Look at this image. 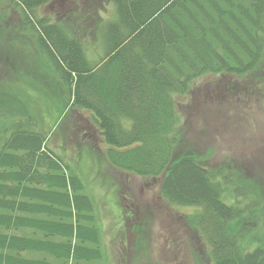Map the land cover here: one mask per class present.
<instances>
[{
    "label": "trees",
    "instance_id": "obj_1",
    "mask_svg": "<svg viewBox=\"0 0 264 264\" xmlns=\"http://www.w3.org/2000/svg\"><path fill=\"white\" fill-rule=\"evenodd\" d=\"M49 1L0 0V39L13 48L0 52V264H102L81 173L47 144L67 124L87 139L80 156L100 148L119 174L159 178L168 204L191 206L183 219L209 264H264L263 171L253 162L209 167L190 148L178 153L176 108L202 75L264 77V0H102V9L114 6L107 21L98 0L38 15ZM88 36L102 41L96 60L86 54ZM19 39L23 56L37 54L51 79L58 74L49 95L25 91L35 82L24 84L27 74L15 68ZM54 89L61 117L46 129L41 113ZM74 108L91 113L92 129L76 124Z\"/></svg>",
    "mask_w": 264,
    "mask_h": 264
},
{
    "label": "rangeland",
    "instance_id": "obj_2",
    "mask_svg": "<svg viewBox=\"0 0 264 264\" xmlns=\"http://www.w3.org/2000/svg\"><path fill=\"white\" fill-rule=\"evenodd\" d=\"M89 1L48 2L36 12L54 18L63 8L78 9ZM95 4L103 20L113 19L115 13L111 2L104 3V9L102 0ZM6 38L0 39V52L4 54L11 52L8 49L13 50ZM15 41V54L21 60L17 61L15 68L27 74L26 79L22 77L24 84L35 82L32 86L25 85V91L34 98L35 89L43 91H38L40 95H49L48 85L57 83L58 74L51 79L47 67L38 64L37 54L35 57L23 56L20 39ZM83 44L92 60L103 53L100 38L88 36ZM189 89V93L177 97L176 102L183 136L177 152L183 153L190 148L201 163L209 167L231 162L236 168L245 169L247 162H253L252 165L264 173V77L261 73L241 77L208 73L195 78ZM54 90L56 92L51 90L50 101L41 113L42 125L46 129L58 124L61 117L58 98L61 91ZM74 110L76 124L82 121L87 124V129H92L96 123L91 113L85 108ZM66 120L74 127L70 116ZM62 130L53 131L47 138V144L64 153L65 160L74 163L81 173L85 192L91 196L95 206L104 252L102 264H209L204 256L205 246L187 228L183 219L194 211L191 206L168 204L159 193V178L119 174L105 161L100 148L95 147L92 152L80 156V144H87L85 135L82 139L83 130H75L69 124ZM65 134L71 135L66 137ZM84 150L82 148L81 152Z\"/></svg>",
    "mask_w": 264,
    "mask_h": 264
}]
</instances>
